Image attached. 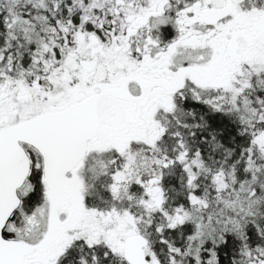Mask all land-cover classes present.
I'll use <instances>...</instances> for the list:
<instances>
[{"label":"snow or ice","instance_id":"6c2138e0","mask_svg":"<svg viewBox=\"0 0 264 264\" xmlns=\"http://www.w3.org/2000/svg\"><path fill=\"white\" fill-rule=\"evenodd\" d=\"M0 264H264V0H0Z\"/></svg>","mask_w":264,"mask_h":264}]
</instances>
